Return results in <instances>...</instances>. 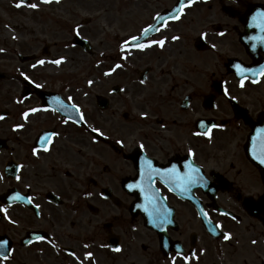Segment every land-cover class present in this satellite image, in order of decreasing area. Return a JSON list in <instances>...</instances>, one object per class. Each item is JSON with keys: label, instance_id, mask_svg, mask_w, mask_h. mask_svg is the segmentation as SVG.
Returning a JSON list of instances; mask_svg holds the SVG:
<instances>
[{"label": "flooded vegetation", "instance_id": "af4514ba", "mask_svg": "<svg viewBox=\"0 0 264 264\" xmlns=\"http://www.w3.org/2000/svg\"><path fill=\"white\" fill-rule=\"evenodd\" d=\"M31 2L39 7L19 9L55 14L71 0ZM176 6L177 0H98L96 29L89 30L90 20L79 25V36L89 44L85 50L65 39L52 44L34 40L29 52L13 53L17 65L0 72V114H5L0 120V206L16 221L9 223L0 214V240L12 249L10 264H77L68 253L83 260L88 251L95 264H171L178 249L190 257L189 264H264V164L253 156V138L257 154L264 138V76L246 73L241 88L235 67L259 73L264 66V44L253 48L250 40L261 33L249 26L264 13V0H198L185 9L182 21L141 38L166 36L164 48H131V55L121 59L124 39L139 36L141 29L156 23V13L164 16ZM75 28L67 33L70 38L77 35ZM123 30L127 33L121 35ZM201 31L207 33L204 39ZM55 33L52 29L51 37ZM173 35L180 39L171 40ZM58 44L62 52H79L95 70L80 87L56 73L37 71L48 66L37 61L51 59L49 49ZM117 63L123 66L103 75ZM88 80L94 83L89 86ZM57 97L65 104L72 97L88 125L100 128L104 137L93 143L94 134L85 125L61 123L64 114L51 110L58 107ZM28 108L49 111L31 114L23 129L13 131V125L25 123L20 113ZM141 112L148 116L141 117ZM210 125H222L211 128V141L193 135ZM52 130L60 136L51 151L41 152L39 159L32 156L38 137ZM148 162L156 169L175 166L181 176L191 164L201 169L203 179L182 192L169 191L153 177L150 189L145 181L142 192L134 186L140 170H149ZM17 165L24 167L17 170ZM157 190L160 209L167 212L163 222L145 211L150 207L145 197ZM15 192L34 197L33 204L10 201ZM201 210L221 229L210 232ZM223 232L232 239L225 241ZM37 236L46 239L37 241ZM116 247L121 251H114ZM193 252L196 258H191ZM176 264L184 261L177 259Z\"/></svg>", "mask_w": 264, "mask_h": 264}, {"label": "snow or ice", "instance_id": "6c2138e0", "mask_svg": "<svg viewBox=\"0 0 264 264\" xmlns=\"http://www.w3.org/2000/svg\"><path fill=\"white\" fill-rule=\"evenodd\" d=\"M41 3L44 4H49L52 3L53 0H40ZM55 3H60V0H54ZM198 0H177V6L174 7V9L169 12L165 16H161L160 13H156V15L153 17V21H156V23L153 24H148L146 27L141 29L140 35L139 36H130L126 39H124L120 45V51L122 53L121 59L125 60L128 58V55H131V53L128 51L131 48H135L139 51H144L145 49L151 48L153 45L159 47V48H164L167 41L168 37L166 36H161L159 39H154V40H144L141 42V38H146L148 37L149 33L151 32H161L162 30H167L169 27V22H180L182 21L183 16L186 15L185 9L190 8L193 4L197 3ZM15 7L20 8L22 6H26L32 9H36L39 7L38 4L32 3L31 0H16L15 2ZM253 23H250V27H255L258 29L260 35L252 36L250 37V40L254 41L253 43V48H255L256 43H261L264 44V13H258L256 16L253 18ZM258 21V22H257ZM79 25L76 26L74 31L76 32L77 35H79ZM220 35H223V33H219ZM207 33L205 31H201L200 33V38L204 39L206 37ZM15 38V37H14ZM180 39V36L173 35L171 37V40L177 41ZM211 47L213 49L216 48L215 44H212ZM5 51L4 49L0 48V52ZM66 57H59L57 59H53L51 61H45L43 59L38 60L37 64L39 65H44L45 63H51L54 65L59 66L62 62H64ZM123 65L120 63H117L114 65L113 68H110L108 71H105L103 73L104 76H110L116 69L121 68ZM31 67L35 68L36 64L32 65ZM236 73L240 77L239 81V86L241 88L244 87V81L248 78L246 73H251L253 76L260 75L264 76V66H261V69L259 73L254 72L251 69L247 68H242L240 65H236ZM21 76L25 80H29V77L25 75V73L21 72ZM252 83H257L258 81L256 79H252ZM88 85L91 86L94 81L93 80H88L87 81ZM141 83H144V81H141ZM37 88L42 87L40 84L35 85ZM120 91H124V89H120ZM87 95V93H85ZM224 95H228L227 89H225ZM55 103L58 105L57 108L51 109L52 111H59L62 114H64L65 118L61 120V123L67 125L69 123H74L77 125H85L88 130L93 133L94 135L91 137L92 142L95 143L97 142V136L99 137H104V132L97 127L88 125L87 120L85 118L84 113L81 111V109L72 102V97H68V103L65 104L63 101H61L58 97L54 98ZM234 99V97H233ZM18 103H22L23 100H18ZM39 111H49V109L44 108H28L26 110H23L20 113L21 118L24 120L25 123H19L13 125V131H17L19 129H23L25 127V124L28 122L29 117L31 114H34ZM71 113H75V118L71 115ZM141 117L146 118L148 116L147 112H141L140 113ZM5 118V114H0V120H3ZM199 123L203 124V121H200ZM213 127H222V125H210L208 128L205 129L204 132H194L193 135L196 136H205L209 141H211V128ZM60 136L59 132H56L55 130H52L50 132H45L41 134L38 137L37 144L38 146L32 148V156L36 157L39 159L40 153H49L51 151V147L54 145V138H58ZM257 138H253V143H254V150H253V156L254 158H258L259 162L261 164H264V138H261V147H260V152L257 154L255 151V143H256ZM116 143L118 144H123L122 140H117ZM141 149L144 148L143 144L138 145ZM188 154L190 156H194L195 153L191 148L188 149ZM23 165H17V170L20 168H23ZM186 167L189 169V172L184 174L183 176L180 175L178 170L173 166L170 169H156L152 168L151 163L148 162V171L145 172L143 169L140 170V181L134 186L136 188H139L142 192L146 191V189L142 186L145 181L148 182L149 189L151 187V183L153 180V177H159L162 183H165L168 186L169 191H187L188 187L194 183H196L197 180H202L203 178L200 176L201 169L199 167H195L191 164L186 165ZM15 179L17 181L21 180V177L19 175L15 176ZM26 187L31 188V185H26ZM130 188L133 186H129ZM86 195H91V193H86ZM146 200L148 201V204L150 207H146L145 211L149 214V216L155 217V220H160L161 222L165 221L167 219V212L166 211H161L160 206H159V195H158V190L157 191H152L150 196L145 197ZM10 201H17V202H24L25 200L27 201L28 204H33L34 197L31 196H24L20 192H15L13 195L9 196ZM35 208H39V204L34 205ZM0 214H3V218L7 219L9 223L15 224L16 221L12 220L8 215H7V209L0 206ZM204 218L205 222L208 225V229L210 232L215 233L217 230L221 229L222 225L217 222L215 224L212 223V221L208 218V214L206 212H203L201 210L200 213ZM225 215H230L228 213H224ZM233 220H237V217L234 215L231 217ZM155 220L152 222L155 223ZM170 222V221H168ZM238 222V220H237ZM157 226H159L157 224ZM223 239L225 241H230L232 239V235L230 232H223L222 233ZM45 237L42 236H37L36 240H45ZM33 241L29 240L28 243L31 244ZM51 243V241H48ZM251 244L255 245L257 243L256 240H251ZM53 247L55 245L53 244ZM85 248L88 247L87 244L84 245ZM103 247V245H102ZM114 251H121L119 247H116L113 249ZM11 252L12 249L9 247V242L7 240H0V261L5 262V264H10L11 260ZM69 255L73 256L74 259L77 260V264H84L85 260H91L92 264H95L94 260V254L90 251L85 252L83 256V260H81L79 257L76 256L74 252H69ZM191 258H196V253L193 252L191 254ZM177 259H182L184 261V264H189L190 257L183 255L180 250H177V255L172 257L171 264H176Z\"/></svg>", "mask_w": 264, "mask_h": 264}, {"label": "rangeland", "instance_id": "374dc122", "mask_svg": "<svg viewBox=\"0 0 264 264\" xmlns=\"http://www.w3.org/2000/svg\"><path fill=\"white\" fill-rule=\"evenodd\" d=\"M97 2L98 0H71L68 6L63 5V7L55 9V14L37 13V15L31 13L29 8L20 10L15 7V0H0V48L5 50L0 52V72L11 70L14 64L17 65L13 53L25 54L29 52L28 46L34 40H47V43L49 41L51 44L53 41L59 42L57 40L63 39L70 42L72 38L67 35L69 29L82 24L88 19L92 22L91 27H88L89 30H95L99 24ZM85 4H91L92 6ZM65 8L70 10L69 14L64 13ZM53 25H55V28L52 27ZM52 29L56 31L54 38L50 34ZM123 31H121V35L127 33L126 30ZM59 45L56 49H49L52 53L51 59L44 60L51 61L59 57H66L65 61L59 66L48 63V66L37 69V71L39 73H56L57 78L69 79L73 87H80L89 76V73L95 72V70L90 69L88 60L82 58L79 52L71 49H64L65 51L62 52ZM40 51L39 49L37 53L42 55V51ZM56 51L59 53H55ZM58 54L61 55L56 57ZM12 57L13 59H11ZM114 82L116 80L109 81L110 84Z\"/></svg>", "mask_w": 264, "mask_h": 264}, {"label": "water", "instance_id": "95a60500", "mask_svg": "<svg viewBox=\"0 0 264 264\" xmlns=\"http://www.w3.org/2000/svg\"><path fill=\"white\" fill-rule=\"evenodd\" d=\"M73 44L83 48V49H86V46H85V41L81 40L79 37H75L73 39Z\"/></svg>", "mask_w": 264, "mask_h": 264}]
</instances>
